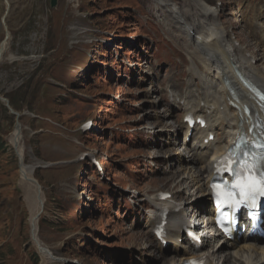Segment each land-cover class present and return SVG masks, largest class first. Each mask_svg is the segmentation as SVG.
Listing matches in <instances>:
<instances>
[{
    "label": "rangeland",
    "instance_id": "obj_1",
    "mask_svg": "<svg viewBox=\"0 0 264 264\" xmlns=\"http://www.w3.org/2000/svg\"><path fill=\"white\" fill-rule=\"evenodd\" d=\"M6 1L0 0V46L7 8L12 40L0 63V96L20 116L0 101V264H173L180 256L155 238L147 198L173 194V172L183 168L177 159L194 153L199 136L184 145L185 110L173 100L196 94L201 85L192 78L203 71L170 10L195 25L204 21L198 5L58 0L52 9L51 0H9L8 7ZM199 1L216 9L213 22L227 40L249 45V57L260 58L264 0ZM256 62L264 67V58ZM88 120L93 127L83 133ZM16 126L23 129L25 164L35 166L48 199L39 223L46 262L31 237L20 160L10 144ZM84 153L97 158L102 172L88 158L78 162ZM190 191L172 197L185 210L206 203L202 192ZM179 243L190 248L184 239Z\"/></svg>",
    "mask_w": 264,
    "mask_h": 264
},
{
    "label": "bare ground",
    "instance_id": "obj_2",
    "mask_svg": "<svg viewBox=\"0 0 264 264\" xmlns=\"http://www.w3.org/2000/svg\"><path fill=\"white\" fill-rule=\"evenodd\" d=\"M155 2H157L156 7L167 6V0H155ZM193 2L198 5L200 17L204 19L199 24L187 25L185 22L187 18L182 13L176 8L170 9L171 15L184 29L190 42L193 50L191 59H195L198 70L203 71L202 75L192 78L194 85L195 83L197 86L201 85L197 93L189 92L185 97L180 98L181 101L184 100V106L179 108L186 113H195L196 117L209 112L211 114L207 120L208 129L199 127L195 129L200 134V138L197 137L195 140L194 153L186 155L182 153L177 159L183 168H177L173 172L172 196L180 198L189 196L192 194L190 190L195 187L202 192L203 201L206 203L185 210L183 205L177 207L176 198L161 200L155 194L147 198L148 203L154 208L153 227L161 222L163 211L168 210L170 212L167 225L168 240L174 245L173 252L180 256L172 260L173 264H186L191 258H204L206 264H264V240H252L246 237L238 243L223 240L222 235L213 228V209L209 206L212 202L209 185L217 160L234 141H237L244 132H248L250 127L264 121V114L259 104V101L264 104V67L257 65L256 62L263 60L264 51L260 58L249 57V45L235 47L230 40H227L228 34L213 22L216 9L203 1L193 0ZM5 3L6 7L10 5L9 2L7 5V1ZM2 26L5 30V39L1 43L0 50L5 54L12 36L7 23H2ZM199 28H203L204 31L199 33ZM198 80H200L199 84ZM255 93L261 95L262 100L258 101ZM194 96H197L198 102L188 101ZM164 117H169V114H165ZM179 129L185 130L184 145L187 146L186 139L190 135V130L183 122L179 125ZM211 133L215 135V141L205 144ZM10 144L20 160V181L30 210L31 237L43 262H46L48 250L39 239V223L45 208V196L34 178L35 166L25 164L23 129L20 126H16L12 133ZM210 151L214 154L209 159ZM183 156L187 157L186 160ZM181 170H185V174L179 178ZM186 229L196 231L204 238V247L201 250H196L195 245L185 248L179 244V240L184 238ZM206 246L211 248L207 250Z\"/></svg>",
    "mask_w": 264,
    "mask_h": 264
},
{
    "label": "water",
    "instance_id": "obj_3",
    "mask_svg": "<svg viewBox=\"0 0 264 264\" xmlns=\"http://www.w3.org/2000/svg\"><path fill=\"white\" fill-rule=\"evenodd\" d=\"M50 4H51V8H52V9H55V8L57 7L58 0H51ZM7 5H8V1H7ZM8 13H9V8H7V11H6V13H5V15H4L3 19H2V23H3V24H5V22H6V19H7ZM3 56H4V52H2V51L0 50V63H1V59L3 58ZM0 101H1L2 103L5 104V106L9 109V111H10L11 114H13V115H15L17 118H19V116H20L19 113L15 112V111L11 108L10 103H9V101H8L7 99H5V98H3V97L0 96ZM19 165H20V164H19ZM36 183L40 186V184L38 183V181H36ZM40 188H41V186H40ZM53 258H54V257H53Z\"/></svg>",
    "mask_w": 264,
    "mask_h": 264
},
{
    "label": "snow or ice",
    "instance_id": "obj_4",
    "mask_svg": "<svg viewBox=\"0 0 264 264\" xmlns=\"http://www.w3.org/2000/svg\"><path fill=\"white\" fill-rule=\"evenodd\" d=\"M237 187L240 188V195L241 196H249V194L251 192H254V191H260V192H264V187H257L256 185L254 184H248V185H241V184H237ZM218 197H219V193H218ZM250 198V196H249ZM229 199L231 200V198L229 197ZM244 202H247V201H244ZM242 203V201L240 200H231V204L232 206H235L237 204H240Z\"/></svg>",
    "mask_w": 264,
    "mask_h": 264
},
{
    "label": "trees",
    "instance_id": "obj_5",
    "mask_svg": "<svg viewBox=\"0 0 264 264\" xmlns=\"http://www.w3.org/2000/svg\"><path fill=\"white\" fill-rule=\"evenodd\" d=\"M10 102H11V105H12V101H10ZM0 149H2V148H0ZM37 178H38V177H37ZM37 180H38L39 182H41V181H40V178H38ZM47 202H48V199H47ZM41 219H42V217H41ZM41 219H40V224H41V222H42ZM43 221H44V220H43ZM36 258H37L36 260L38 261V260H39V257H38L37 255H36Z\"/></svg>",
    "mask_w": 264,
    "mask_h": 264
}]
</instances>
